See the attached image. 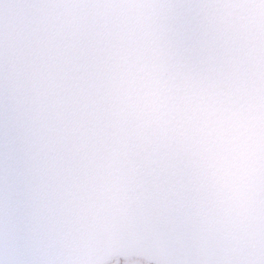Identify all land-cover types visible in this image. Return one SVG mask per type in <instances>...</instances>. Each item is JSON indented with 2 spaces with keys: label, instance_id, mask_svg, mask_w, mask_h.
Listing matches in <instances>:
<instances>
[{
  "label": "snow or ice",
  "instance_id": "6c2138e0",
  "mask_svg": "<svg viewBox=\"0 0 264 264\" xmlns=\"http://www.w3.org/2000/svg\"><path fill=\"white\" fill-rule=\"evenodd\" d=\"M0 264H264V0H0Z\"/></svg>",
  "mask_w": 264,
  "mask_h": 264
}]
</instances>
